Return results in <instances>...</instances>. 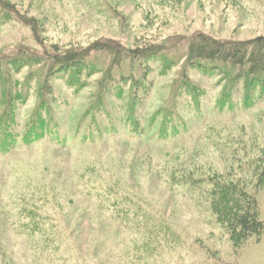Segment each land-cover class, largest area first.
<instances>
[{
    "label": "rangeland",
    "instance_id": "obj_1",
    "mask_svg": "<svg viewBox=\"0 0 264 264\" xmlns=\"http://www.w3.org/2000/svg\"><path fill=\"white\" fill-rule=\"evenodd\" d=\"M198 33L264 36V0H0V58L42 60L100 41L152 45L162 57L133 66L137 78L146 69L149 84L137 113L151 128L139 136L122 121L127 89L106 97L95 119L84 114L100 75L83 74V86L51 81L55 134L24 144L43 65L15 75L26 98L17 108V142L4 150L0 140V264H264V230L234 247L211 210L208 182L215 175L240 181L264 221V188L256 185L264 82L250 95L235 83L221 104L228 80L186 66ZM94 56L102 69L112 57ZM130 71L124 63L113 73ZM93 124L102 140L83 138Z\"/></svg>",
    "mask_w": 264,
    "mask_h": 264
},
{
    "label": "trees",
    "instance_id": "obj_2",
    "mask_svg": "<svg viewBox=\"0 0 264 264\" xmlns=\"http://www.w3.org/2000/svg\"><path fill=\"white\" fill-rule=\"evenodd\" d=\"M95 51V52H94ZM95 53L111 55L108 65L102 69L94 56ZM161 53L160 48L149 45L140 47H125L121 44H109L104 41L96 42L88 48L79 51L74 48L58 50L42 60L37 54L16 55L0 58V140L4 150L17 142L15 131L17 124V108L26 98L25 90H20L21 81L15 77L24 67L35 62H41L42 78L36 85L37 104L27 120V127L23 133L24 144L39 141L48 133L54 131L51 126L54 116V96L52 80H66L69 86H83V74L86 78L99 74L96 102L88 106L84 114H91L93 119L102 107L108 106L106 97H126L128 103L123 110L122 121L132 133L139 136L143 131L150 130L151 125L141 123L137 109L142 106L149 92L146 83L147 73L140 77L132 74L133 66L143 65L152 61ZM127 63L131 67L128 74L114 75L115 67ZM170 60L163 57L162 68L169 69ZM192 66L204 74L218 73L228 80L221 98L224 104L230 98V91L235 83L244 82L245 94L250 95L251 86L257 82H264V36L253 39L236 41L222 40L205 33L194 35L188 43L186 52V66ZM171 115L173 113H170ZM166 123V124H165ZM94 125V124H93ZM168 119L162 123V138L168 136ZM165 127V128H164ZM102 140L103 132L100 125L89 126L83 138ZM264 150V149H263ZM256 185L264 188V151L256 159ZM211 194V210L217 222L227 231L234 247H242L252 236L258 239L264 230V221L260 216L257 198L246 190L244 184L238 180L227 179L223 175H215L209 181Z\"/></svg>",
    "mask_w": 264,
    "mask_h": 264
}]
</instances>
